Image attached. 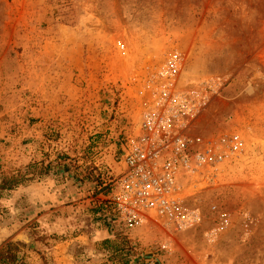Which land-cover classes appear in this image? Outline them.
<instances>
[{"label": "rangeland", "instance_id": "obj_1", "mask_svg": "<svg viewBox=\"0 0 264 264\" xmlns=\"http://www.w3.org/2000/svg\"><path fill=\"white\" fill-rule=\"evenodd\" d=\"M174 56L220 84L201 129L246 149L190 202L199 225L130 231L119 154L147 73ZM21 173L0 189V264H264V0H0V186ZM241 211L248 226L224 229ZM119 238L128 258L105 244Z\"/></svg>", "mask_w": 264, "mask_h": 264}, {"label": "built area", "instance_id": "obj_2", "mask_svg": "<svg viewBox=\"0 0 264 264\" xmlns=\"http://www.w3.org/2000/svg\"><path fill=\"white\" fill-rule=\"evenodd\" d=\"M219 86L185 80L177 56L147 73L140 91L141 114L125 136L111 200L125 229L186 232L202 222L199 206L190 202L200 201L202 191L215 189L220 175L246 149L235 132L201 129ZM221 221L232 232L242 222L248 226L251 217L245 211L229 212Z\"/></svg>", "mask_w": 264, "mask_h": 264}, {"label": "trees", "instance_id": "obj_3", "mask_svg": "<svg viewBox=\"0 0 264 264\" xmlns=\"http://www.w3.org/2000/svg\"><path fill=\"white\" fill-rule=\"evenodd\" d=\"M37 167V166H35ZM26 174H16L9 179H4L0 189L12 191L18 186L22 185L25 179ZM110 193V190H109ZM107 246H112L115 249L117 254H122L124 257H127L128 251L131 249V245L126 240V238H119L118 240H107L105 241ZM129 260H124V264H128Z\"/></svg>", "mask_w": 264, "mask_h": 264}]
</instances>
